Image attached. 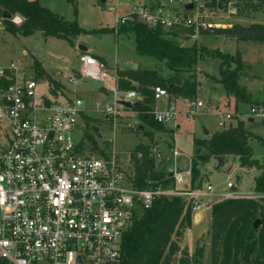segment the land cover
Masks as SVG:
<instances>
[{"label":"built area","instance_id":"1","mask_svg":"<svg viewBox=\"0 0 264 264\" xmlns=\"http://www.w3.org/2000/svg\"><path fill=\"white\" fill-rule=\"evenodd\" d=\"M219 2L105 0L104 5L113 13L114 34L122 27L142 25L162 33L189 31L195 37L223 28L215 22L222 19ZM21 22L12 18L15 25ZM79 75L99 82L100 90L112 98L103 108V119L114 133L118 122L131 114L118 102L133 104L139 95L121 90L116 72L92 55H80ZM28 76L13 63L0 66V260L6 264H120L124 234L157 200L177 198L183 213L202 220L205 211L222 201L264 199L263 193L247 198L232 194L230 183L223 193L200 180L192 184L190 164L177 172L182 155L176 148L170 149L169 170L162 178L167 184L148 180L138 187L136 174L114 150H85L82 99L57 101L48 82ZM151 89L154 104L166 102L162 110L151 108L153 120L163 128L175 124L179 113L171 95L161 87ZM250 115L264 119V109L251 108ZM231 118L219 113L218 127L223 129ZM163 158L161 149H149L154 165ZM137 159L143 160L141 153Z\"/></svg>","mask_w":264,"mask_h":264},{"label":"rangeland","instance_id":"2","mask_svg":"<svg viewBox=\"0 0 264 264\" xmlns=\"http://www.w3.org/2000/svg\"><path fill=\"white\" fill-rule=\"evenodd\" d=\"M27 1L38 3L67 25H74L86 32H91L76 37L81 43L80 46L85 47L88 54L99 56L110 66L116 65L121 69L128 57L135 56L134 34L110 33V29H112L110 27L113 26L114 21L113 13L107 9L104 3H100V0ZM219 6L221 13L218 16L222 19L215 22L220 23L223 28L207 33L204 38L198 40L197 44L177 41L171 38L169 33L168 36L163 34L162 38L180 48L194 47L198 51L204 50L207 53L218 51L232 59L239 57L243 65V72L239 75L238 83L250 95V101L236 104V99L233 97L228 99V103L227 100L225 103L222 102L225 95L220 87L217 86L213 90H209L207 79H213L217 83L220 79V61L215 57L202 56L196 62V70L202 86L200 92L202 100L199 98V90H196L194 95L187 96L189 105L186 106L183 101L177 103L175 109L179 113L177 120L180 126L177 136L174 131L161 132V134L159 131H153L152 128L144 125L137 114L132 111L130 115L124 116L118 122V126L112 133L113 126L103 119V108L112 102V98H105L98 92L100 83L82 79L78 87L69 85L70 79L67 78V70L77 75V79H81L79 73L77 74L75 71L79 66V57L83 53L79 51V45L73 46L76 38L69 37L71 41L69 43L59 38H44L40 32L29 36L13 35L5 30V26L0 20V66L13 63L23 74L33 76L41 84L51 79L60 86L57 89L49 83L54 99L57 101L69 100L73 97L82 99L86 112L82 115L80 127H85L82 140L85 150L93 153L114 150L118 157L122 158L123 165L130 168L135 174H138V170L143 165V160L137 159V152L142 147L147 148L148 151L151 148L163 149L164 158L161 164H153L151 171L154 174L165 176L166 171L169 170L166 159L169 160L170 149L176 148L182 156L190 157L192 160L195 156V141H209L212 136L241 125L249 135L247 144L252 151L251 159L257 165L250 168L242 167L238 157L227 155L221 158L220 164L217 163V159H210L204 166L199 167V178H201V174L204 177L202 185L210 184L215 188L216 193H223L226 190V184L230 183L233 186L230 191L232 194L251 195L255 193V178L260 177L264 171V119L260 116L249 117L251 108L264 109V42H247L245 44L251 48H236L234 42L221 40L223 38L216 35H221L222 32L233 26L246 29L253 25L264 27V0H220ZM230 9L231 11L228 13ZM11 17L20 18L21 24H13L12 18L6 22L16 29L21 27L23 18L17 14ZM244 17L247 18L244 19ZM136 55L145 58L141 67L144 65L146 71H156L157 78L162 84L168 82L165 62L155 66L152 57L141 56L137 53ZM228 68L232 70L235 66L230 63ZM243 76L250 79L246 81L245 87L242 85L244 81L241 80ZM130 85L134 88L131 91L136 92L140 97L137 103L148 105L150 108L155 107L154 103L148 102L144 93L139 92L136 83L130 82ZM151 90L150 88L149 91ZM180 98L183 99L182 96H175V104ZM197 102H202L203 108L194 111L195 107L192 105ZM96 104H99L98 108H96ZM156 108L163 109V103H158ZM188 112H195V115L187 117L186 113ZM219 113H229L235 118L227 122L223 129H220L217 120ZM84 118H88L90 121L86 122ZM171 125L176 124L171 123ZM205 131L207 135L204 134ZM148 135L153 136L151 142ZM166 146L168 148H165ZM260 193L264 194V189ZM210 218L211 210H207L203 213L200 225L194 224V217L187 223V226L179 225L181 222H178V226L175 228L176 233L171 237V242L177 244L178 252L173 256L171 264H179L180 259L187 260L188 264H210ZM200 249H202L199 254L201 257L197 256Z\"/></svg>","mask_w":264,"mask_h":264},{"label":"trees","instance_id":"3","mask_svg":"<svg viewBox=\"0 0 264 264\" xmlns=\"http://www.w3.org/2000/svg\"><path fill=\"white\" fill-rule=\"evenodd\" d=\"M4 12L11 16L17 14L23 18V23L18 29L2 21L5 30L13 35L29 36L40 32L44 38H59L71 43L69 37L76 38L79 35L91 33L77 26L67 25L36 2L0 0V20ZM113 32V29H110V33ZM125 33L134 34L135 52L138 55L152 57L157 63L165 62L170 77L167 83L162 84L154 71H117L118 85L121 90H134L130 82L136 83L139 92L144 93L151 104L154 103L153 94L149 91L152 87H161L174 97L182 96L183 99H187V96L196 93L198 84L193 69L197 59L204 56L215 57L220 61L218 84L227 95L233 96L240 103L250 101V95L238 83L239 75L243 72L239 57L232 59L218 51L207 53L204 50L198 51L194 47L180 48L163 39V33L160 30H150L142 25L122 27L117 34ZM221 35L236 38L241 42L262 43L264 27L253 25L246 29L233 26ZM230 63L235 66L232 70L228 68ZM49 83L57 89L60 87L51 79L48 80ZM131 111L136 113L140 121L153 131L166 132L153 120L151 108L148 105L138 103ZM84 119L86 122L90 121L88 118ZM152 137L148 135L150 142ZM248 139V133L242 129L241 125H238L237 128L212 136L209 141H195V156L190 161L192 184L198 181L199 167L204 166L212 158L217 159L220 164L222 157L233 155L238 157L242 167L250 168L257 165L251 159L252 151L248 147ZM137 153L143 155V165L136 174V185L143 188L148 180L167 184L162 183L163 176L152 173L153 162L147 158V148L142 147ZM255 184V193H260L264 189V171L255 180ZM191 220L189 212L183 213V205L179 199L155 201L152 207L124 234L120 264H171L173 256L178 252L177 244L171 242L172 235L176 233L175 228L179 221L181 222L179 225L187 226ZM256 220H259L260 224L257 229H254L253 224ZM209 239L210 264H264V199H230L213 205ZM201 251L202 249L197 256H200ZM0 264L6 263L0 260ZM179 264H188V262L180 259Z\"/></svg>","mask_w":264,"mask_h":264},{"label":"crops","instance_id":"4","mask_svg":"<svg viewBox=\"0 0 264 264\" xmlns=\"http://www.w3.org/2000/svg\"><path fill=\"white\" fill-rule=\"evenodd\" d=\"M247 17H244V19H246ZM110 28H112V27H110ZM219 30V29H218ZM218 30H216V31H218ZM215 31V30H214ZM214 31H212V32H214ZM169 33V36L171 37V38H173V39H175V40H177V41H184V42H186V43H188V44H193V43H196L197 44V42H198V40L199 39H202V38H204V36L207 34V33H210V32H204V33H201V34H199V35H196L195 37H194V34L193 33H191V32H177V31H171V32H168ZM168 33H163L164 35H167L168 36ZM216 36H219V37H222L223 39H221V40H224V41H232V42H234V44H235V46H236V48H251V46H249V45H247V44H245V43H247V42H241V41H238L236 38H233V37H227V36H225V35H216ZM215 36V37H216ZM74 44H73V46L74 47H76V46H80L81 45V43L79 42V40H77V38L75 39V41L73 42ZM78 46V47H79ZM252 48H256V47H252ZM134 51H135V45H134ZM238 52V51H237ZM82 53V52H81ZM83 54H88L87 53V50H86V52H84ZM89 55H92L93 57H95L96 59H98L99 61H101L102 63H104V65L106 66V68L108 69V70H110V72H117V71H126L127 69H125L124 67L123 68H121V69H119L116 65H114V66H110L109 64H107L102 58H100L99 56H96V55H93V54H89ZM144 59L145 58H142V57H139V56H137L136 55V53H135V56H133V57H128L127 58V60H125L124 62L126 63V62H129V63H132V64H136L137 66H138V70H140V71H146V69H145V67H144V65H143V67H141V65L143 64V62H144ZM148 59V58H147ZM154 61V60H153ZM154 64H155V66H157V64H159V63H157V62H155L154 61ZM161 64H163V63H161ZM147 71H150V70H147ZM165 71L167 72V74H168V77H170V74H169V72H168V70H166L165 69ZM75 72H77V74L79 73V66H78V69H77V71H75ZM154 72H156V71H154ZM66 74L68 75V76H71V77H73L75 80H76V84L75 85H72L73 87H78L79 86V83H80V81L82 80V79H77L76 78V76L77 75H75L74 73H71V71H68L67 70V72H66ZM193 74H194V76H195V79H196V83L198 84V86H197V89L196 90H199V92H198V94H199V98L202 100V94L200 93L201 92V88H202V86H201V83H200V80H199V77H198V72H197V70H196V65H195V67H194V69H193ZM84 80V79H83ZM241 80H243L244 81V84H242V85H244V87H245V83H246V81L247 80H250L248 77L246 78V77H242L241 78ZM62 81V80H61ZM46 82V81H45ZM207 83H208V86H207V88L209 89V90H213L215 87H220L221 89H222V92H223V95H225V99H223V101L222 102H225L226 103V100H227V103H228V99L229 98H233V96H231V95H227L226 93H225V91L223 90V88L221 87V85H217L218 83H217V81H213V80H210V79H207ZM62 84H64V83H62ZM241 84V83H240ZM69 85H71V84H69ZM100 86H98V92H100L102 95H103V97H107V94L104 92V91H102V90H100V88H99ZM171 101H172V103H173V105L174 106H176L177 105V103L178 102H180V101H183V103H185L186 104V106L187 105H189L190 103H189V101L187 100V99H181L180 98V100H178L177 102H176V104H175V97L174 96H172L171 95ZM158 103H163V106L165 107L166 106V102L165 101H159V102H157V103H155V107H153V108H155V109H157L156 108V105L158 104ZM197 103H201V107H196V104ZM196 104H194V105H192V106H194L195 108L193 109L194 111L196 110V109H202L203 108V103L202 102H197ZM237 103H240V102H237L236 101V104ZM164 109V108H163ZM157 110H162V109H157ZM86 112V111H85ZM192 113H195V112H192ZM229 114V113H228ZM232 116V115H231ZM249 117H252L251 115H250V112H249ZM233 118H235L234 116H232V118H231V120L233 119ZM249 122H252V120H249ZM176 125H170V126H168V127H164V129H165V131L166 132H163V133H168V131H170V132H172V131H174V133L176 134V136L178 135V131H179V129H180V126L178 125L179 123H178V120L176 121V123H175ZM183 133H186V131H183ZM159 134H161V132H159ZM146 145H148V143H146ZM165 148H168L167 146L165 147ZM163 150V149H162ZM170 159H171V156H170V154H169V160H168V158L166 159V160H168V161H166L167 162V167L169 168V162H170ZM213 160H214V158H212ZM185 160H190L191 161V158L190 157H184V156H182L180 159H179V163L181 164V166H184L185 165ZM217 163H218V161H217ZM218 172H219V170H218ZM200 177L202 178V180H201V178H199L200 179V181H202L203 182V180H204V177L203 176H201V174H200ZM257 178H255V180H256ZM237 195H241V194H237ZM247 196L248 195H242V196H240L241 198H247ZM194 224H198V225H200V223L202 222V220H199V221H197V219L194 217ZM210 221H211V218H210ZM198 225H196V226H198ZM209 225H210V222H209Z\"/></svg>","mask_w":264,"mask_h":264},{"label":"water","instance_id":"5","mask_svg":"<svg viewBox=\"0 0 264 264\" xmlns=\"http://www.w3.org/2000/svg\"><path fill=\"white\" fill-rule=\"evenodd\" d=\"M104 1H105V0H100V3L103 4ZM190 8H191V7H189V9H190ZM10 19H11V15L8 14L7 12H4V13L2 14V17H1V20H2V21H4V20H5V21H9ZM78 49H79V51L82 52V53L86 52V48L83 47V46H79ZM123 67H124L125 69H127V70H131V71H137V70H138V66H137L136 64H132V63H129V62L124 63ZM118 104L121 105V106H123L124 108H126V109H128V110H131L133 107H135V106L138 105L137 102H136V103H133V104L128 103V102H118ZM204 134L207 135V132L205 131ZM180 158H181V157H180ZM180 158H178L177 161H176L177 172H184V171L187 170V168H188V166H189V164H190V160H185V165H184V166H181V164L179 163V159H180ZM171 175H172V172H169V173H168V176H171ZM259 224H260V222H259L258 220H256V221L254 222V224H253V228H254V229H257V228L259 227Z\"/></svg>","mask_w":264,"mask_h":264}]
</instances>
